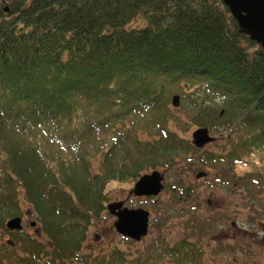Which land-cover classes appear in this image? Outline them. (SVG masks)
<instances>
[{
	"label": "trees",
	"instance_id": "obj_1",
	"mask_svg": "<svg viewBox=\"0 0 264 264\" xmlns=\"http://www.w3.org/2000/svg\"><path fill=\"white\" fill-rule=\"evenodd\" d=\"M174 94L192 100L194 125L229 131L225 152L197 155L170 127ZM148 129L160 138L141 140ZM260 152L264 50L222 0H0V228L13 238L5 260H22L14 246L29 264L80 257L108 183L179 156L196 169L217 164L211 187L254 199L264 176L232 166ZM23 201L48 244L6 228ZM164 237L138 264H185L201 251L200 238Z\"/></svg>",
	"mask_w": 264,
	"mask_h": 264
},
{
	"label": "rangeland",
	"instance_id": "obj_2",
	"mask_svg": "<svg viewBox=\"0 0 264 264\" xmlns=\"http://www.w3.org/2000/svg\"><path fill=\"white\" fill-rule=\"evenodd\" d=\"M4 3L7 6L8 2ZM142 23L139 19L132 26L138 27ZM192 94L191 99H194L197 94ZM174 95L170 99V105L175 111L169 125L176 129L184 140H189L197 148L193 144V133L199 127L191 122L196 113L194 104L190 99L183 102L180 95V106L174 107L172 106ZM212 102L218 103L220 99L213 97ZM183 104L185 106H182ZM210 135L214 137V140L198 148L197 155L203 154L204 151L221 154L225 152V148L230 147L229 131L210 130ZM139 138L143 141H153L160 136L157 129H148L141 131ZM241 159L232 166L237 176L248 173L252 180L257 175L263 178L264 152L254 156L242 154ZM99 161L96 159V169ZM175 162V165L168 167L159 166L158 163L157 166L143 170L138 177L139 179L142 175L155 170L164 176V188L157 197H137L133 189L138 179L109 182L105 189L108 197L106 210L100 219H94L86 229L87 238L80 257L58 263L47 257L30 264H138V260L145 256L146 250L149 254V251L154 253L153 250L159 249V233L164 235L171 244L186 236L201 239L199 255L193 262L188 261L185 264H264L263 184L257 186L262 191L257 197L251 199L244 196L241 191H231V185L217 184L216 187H211L208 184L213 182L217 164L216 168L203 166L201 169H196L180 156L175 159ZM200 172H205L206 175L197 178ZM181 185L184 187V193L179 191L182 189L180 188L178 190L180 196H177L175 187ZM186 189L190 192L189 196L185 194ZM115 201H123L124 206L128 208L141 207L149 211V230L140 241L126 238L116 231L114 226L116 217L107 209V205ZM22 204L24 208L20 217L23 229L37 235L42 243L48 244V238L39 231L36 224L32 225L35 221L34 211L24 201ZM210 226H212L211 229H209ZM12 241L13 238L0 228V260H3L0 264H29L24 262L25 257L28 258L27 255L20 248L16 249V246H14L15 250L22 260L19 258L21 260L19 261L13 257L10 261L5 260L6 255L11 256L13 253L6 247V244Z\"/></svg>",
	"mask_w": 264,
	"mask_h": 264
},
{
	"label": "water",
	"instance_id": "obj_3",
	"mask_svg": "<svg viewBox=\"0 0 264 264\" xmlns=\"http://www.w3.org/2000/svg\"><path fill=\"white\" fill-rule=\"evenodd\" d=\"M231 15L237 21L240 31L249 36L264 50V0H222ZM180 95L172 98V106L179 107ZM193 144L202 148L211 143L214 137L207 127H200L193 133ZM205 172L197 174V178L205 176ZM164 176L157 170L142 175L135 183L133 192L137 197H157L164 188ZM108 211L116 217V231L122 236L140 241L149 230L150 213L144 208H128L123 201H115L107 205ZM35 225V223H32ZM6 227L11 231L23 229L22 218L12 217L7 220Z\"/></svg>",
	"mask_w": 264,
	"mask_h": 264
}]
</instances>
